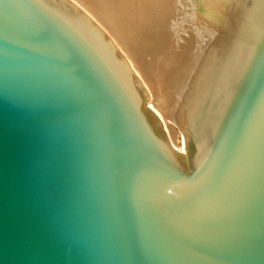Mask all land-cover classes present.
Instances as JSON below:
<instances>
[{
    "label": "water",
    "instance_id": "water-1",
    "mask_svg": "<svg viewBox=\"0 0 264 264\" xmlns=\"http://www.w3.org/2000/svg\"><path fill=\"white\" fill-rule=\"evenodd\" d=\"M223 42L182 152L76 8L0 0V264H264V0Z\"/></svg>",
    "mask_w": 264,
    "mask_h": 264
},
{
    "label": "bare ground",
    "instance_id": "bare-ground-1",
    "mask_svg": "<svg viewBox=\"0 0 264 264\" xmlns=\"http://www.w3.org/2000/svg\"><path fill=\"white\" fill-rule=\"evenodd\" d=\"M65 1L116 49L174 148L186 152L193 113L213 88L239 0Z\"/></svg>",
    "mask_w": 264,
    "mask_h": 264
},
{
    "label": "rangeland",
    "instance_id": "rangeland-1",
    "mask_svg": "<svg viewBox=\"0 0 264 264\" xmlns=\"http://www.w3.org/2000/svg\"><path fill=\"white\" fill-rule=\"evenodd\" d=\"M81 8V7H80ZM81 10H82V8H81ZM84 13H86L85 11H84V9L82 10ZM179 141V140H178ZM180 142V141H179Z\"/></svg>",
    "mask_w": 264,
    "mask_h": 264
}]
</instances>
